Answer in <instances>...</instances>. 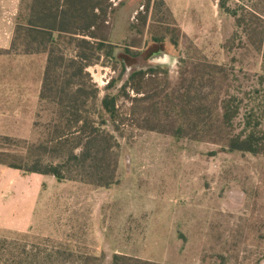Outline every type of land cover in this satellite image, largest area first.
Instances as JSON below:
<instances>
[{
	"label": "rangeland",
	"instance_id": "374dc122",
	"mask_svg": "<svg viewBox=\"0 0 264 264\" xmlns=\"http://www.w3.org/2000/svg\"><path fill=\"white\" fill-rule=\"evenodd\" d=\"M29 1L22 2L23 17ZM223 3V8L221 0L105 4L98 27L91 29L103 51L85 70L86 89L96 91L98 100L114 97L122 114L114 133L119 140L116 181L98 187L9 170L12 195L0 205V255H8V264H39L49 254L48 264H111L115 254L158 264H264V80L260 53L247 34L259 20L264 23V0ZM76 50L73 44L66 55L73 57ZM127 50L135 55L131 67L120 59ZM154 52L167 54L172 63L148 62ZM33 57L30 74H40L46 57ZM203 62L224 66L227 74L216 92H200L214 94L213 125L219 124L223 102L233 116L225 124L227 132L255 128L260 153L229 151L220 141L225 137L215 134L173 135L180 121L166 117L164 105L175 109L190 81L191 64ZM34 84L30 79V109L23 121L34 111ZM86 109L91 114L94 107ZM51 112L41 105L32 132L30 123L22 139L26 144L5 148L26 158L38 155L36 146L51 138L58 121ZM106 124L112 128L110 121ZM24 125L14 132L24 133ZM27 223L24 231L2 225Z\"/></svg>",
	"mask_w": 264,
	"mask_h": 264
},
{
	"label": "trees",
	"instance_id": "16d2710c",
	"mask_svg": "<svg viewBox=\"0 0 264 264\" xmlns=\"http://www.w3.org/2000/svg\"><path fill=\"white\" fill-rule=\"evenodd\" d=\"M108 1L30 0L26 15L23 17L21 12L18 14L10 50H0V54L12 52L46 56L38 111L41 105H49L58 121L50 132L51 138L36 146L40 153L32 158L16 155L5 148L26 144L25 140L0 136V164L23 174L50 175L58 181H81L98 187H109L115 183L118 163L115 149L119 147V140L114 133L120 129L122 114L115 106L114 97L106 95L98 100L96 91L87 92L85 71L88 66L98 62L99 51H103L102 42L91 29L98 27ZM221 3L220 7L223 8V0ZM239 21L238 18V26ZM259 22L262 23L260 20ZM260 23L252 29L248 28L247 34L254 39V49L260 53V78L264 80V23L261 26ZM73 44L78 50L73 57L67 56L66 52ZM110 48L109 45L108 56L111 55ZM134 58L135 55L128 50L124 56H120L123 65L128 67L132 66ZM187 73L190 81L183 94L178 97L175 109L167 104L163 108L166 117L174 115L175 122L180 121L173 135H191L193 139H199L215 134L225 137L220 141H223L222 147L229 151L260 153L263 145L258 144L255 128L248 133L227 132L225 124L233 116L223 102L218 107L219 124L213 125L215 113L211 111V107L215 104L214 94L201 95L200 92H206L203 89L216 92L218 83L227 77L224 66L208 62L194 63ZM132 89L136 94L141 93L139 87ZM88 106L94 107L91 114L86 109ZM132 111L136 112L135 109ZM107 121H110L111 129L106 126ZM25 150L29 151V147H25ZM44 156H48V159H44ZM72 169H75V174L71 173ZM51 258V254L45 255L39 264H48ZM8 259V255H0V261L3 260L5 264L10 262ZM30 259L32 262L38 261L36 256L30 255ZM111 264L158 263L115 254Z\"/></svg>",
	"mask_w": 264,
	"mask_h": 264
},
{
	"label": "crops",
	"instance_id": "0c3cea01",
	"mask_svg": "<svg viewBox=\"0 0 264 264\" xmlns=\"http://www.w3.org/2000/svg\"><path fill=\"white\" fill-rule=\"evenodd\" d=\"M22 2L23 0H0V50H10L16 18L20 13ZM181 3L183 2L181 1ZM33 56L35 55L14 54L12 52L0 54V136L24 139L29 132L30 123L32 132L33 118L38 110L39 93L44 75V71L40 74L31 71L30 74V61L35 59ZM30 79L33 83L35 82L31 98L34 111H32L30 120L28 118V121H23L22 114H27L30 109ZM13 114H15V120H13ZM18 114L21 115L18 116ZM23 123H25L24 131L25 128L26 131L24 133L14 132L18 128L23 130ZM9 170L15 169L0 164V205L9 198L8 196L12 195V193H8L11 190L12 180L6 179ZM15 171L20 176L29 175L20 173L18 170ZM33 175L37 179L40 176H45ZM2 225L5 229L17 231H24L29 227V223L26 224V227L19 224L16 226Z\"/></svg>",
	"mask_w": 264,
	"mask_h": 264
},
{
	"label": "water",
	"instance_id": "95a60500",
	"mask_svg": "<svg viewBox=\"0 0 264 264\" xmlns=\"http://www.w3.org/2000/svg\"><path fill=\"white\" fill-rule=\"evenodd\" d=\"M148 62L153 64H165L169 65L172 63V58L165 53H155L149 57Z\"/></svg>",
	"mask_w": 264,
	"mask_h": 264
}]
</instances>
